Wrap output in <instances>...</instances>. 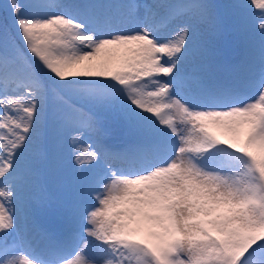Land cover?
Wrapping results in <instances>:
<instances>
[{
    "label": "snow or ice",
    "instance_id": "obj_1",
    "mask_svg": "<svg viewBox=\"0 0 264 264\" xmlns=\"http://www.w3.org/2000/svg\"><path fill=\"white\" fill-rule=\"evenodd\" d=\"M2 9L0 264H264V0Z\"/></svg>",
    "mask_w": 264,
    "mask_h": 264
},
{
    "label": "rangeland",
    "instance_id": "obj_2",
    "mask_svg": "<svg viewBox=\"0 0 264 264\" xmlns=\"http://www.w3.org/2000/svg\"><path fill=\"white\" fill-rule=\"evenodd\" d=\"M2 2V0H0ZM39 3L45 4V3H65L68 2V0H38ZM96 2L99 3H110V4H121L126 2V0H96ZM137 2L143 3L145 0H137ZM213 3L217 4H225V3H232L235 2V0H212ZM242 2L248 4L249 0H242ZM3 3H6V0H3ZM57 11H60V9H57ZM248 11L252 13H259L260 10L255 8L254 6H251ZM214 43L216 48L220 50H226L228 52V62L232 67H236L240 65L242 62L245 51H246V41L245 37L242 34L237 33H230L225 36H218L214 38ZM257 57H258V51H257ZM222 80H226L227 74H224L220 77ZM119 141L117 145H120L123 143L122 140L116 139L113 141ZM91 143L90 140L85 138V143L83 145H80V147H87L88 144ZM48 184L50 186L51 196L48 203L39 207V211H34V217H35V224L38 225L41 229L47 228V218L53 214L56 215L59 206L64 200H67L71 196V183L72 178L71 175L64 171L63 173H58L55 177V182H53V178L48 177ZM18 216H23V208L20 205H17L15 209ZM35 235V234H34Z\"/></svg>",
    "mask_w": 264,
    "mask_h": 264
},
{
    "label": "trees",
    "instance_id": "obj_3",
    "mask_svg": "<svg viewBox=\"0 0 264 264\" xmlns=\"http://www.w3.org/2000/svg\"><path fill=\"white\" fill-rule=\"evenodd\" d=\"M4 3L2 2H0V19H2V15H3V9H2V5H3Z\"/></svg>",
    "mask_w": 264,
    "mask_h": 264
},
{
    "label": "bare ground",
    "instance_id": "obj_4",
    "mask_svg": "<svg viewBox=\"0 0 264 264\" xmlns=\"http://www.w3.org/2000/svg\"><path fill=\"white\" fill-rule=\"evenodd\" d=\"M162 78H163V77H162ZM165 79H166V78H165ZM91 143H92V141H91ZM114 143L117 144V143H119V141H115Z\"/></svg>",
    "mask_w": 264,
    "mask_h": 264
},
{
    "label": "water",
    "instance_id": "obj_5",
    "mask_svg": "<svg viewBox=\"0 0 264 264\" xmlns=\"http://www.w3.org/2000/svg\"><path fill=\"white\" fill-rule=\"evenodd\" d=\"M50 223H51V221H50Z\"/></svg>",
    "mask_w": 264,
    "mask_h": 264
}]
</instances>
